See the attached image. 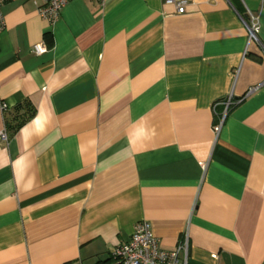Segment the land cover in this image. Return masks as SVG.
<instances>
[{
  "label": "crops",
  "instance_id": "0c3cea01",
  "mask_svg": "<svg viewBox=\"0 0 264 264\" xmlns=\"http://www.w3.org/2000/svg\"><path fill=\"white\" fill-rule=\"evenodd\" d=\"M185 1L2 6L0 132L35 114L0 138V264H116L141 220L187 264H264V0Z\"/></svg>",
  "mask_w": 264,
  "mask_h": 264
},
{
  "label": "built area",
  "instance_id": "2783aa9c",
  "mask_svg": "<svg viewBox=\"0 0 264 264\" xmlns=\"http://www.w3.org/2000/svg\"><path fill=\"white\" fill-rule=\"evenodd\" d=\"M9 0H0V32L4 29L5 21L2 14V6ZM68 0H43L41 5L37 6L38 15L48 21L53 23L58 17ZM103 1V0H96ZM172 2L177 7V12L179 14L183 13L185 10V0H168ZM249 23L243 17L241 20L245 26L249 29L250 37H256L259 31V24L257 18L248 13ZM46 46L43 44H35L31 47V52L35 55H40L46 51ZM233 102L231 97L228 98L226 104V110L228 106ZM1 108L6 110L7 105L1 103ZM227 111L224 112L223 118ZM222 121L215 126V131L218 132ZM0 138L4 141L8 140V133L5 128L0 132ZM187 249H188V235H184L182 241L178 244L174 250H165L160 248L158 239L154 236L152 232L151 224L146 220H141L135 223L133 232L130 239L123 243H118L112 250V257L116 264H187ZM180 250L184 252L183 260H180L178 253Z\"/></svg>",
  "mask_w": 264,
  "mask_h": 264
},
{
  "label": "trees",
  "instance_id": "16d2710c",
  "mask_svg": "<svg viewBox=\"0 0 264 264\" xmlns=\"http://www.w3.org/2000/svg\"><path fill=\"white\" fill-rule=\"evenodd\" d=\"M21 106L24 108L23 113L17 116H10L6 113L4 116V125L9 137H13L19 128L35 114V108L28 101H24Z\"/></svg>",
  "mask_w": 264,
  "mask_h": 264
}]
</instances>
